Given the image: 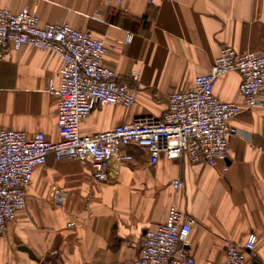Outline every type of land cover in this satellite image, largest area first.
<instances>
[{
    "label": "crops",
    "instance_id": "1",
    "mask_svg": "<svg viewBox=\"0 0 264 264\" xmlns=\"http://www.w3.org/2000/svg\"><path fill=\"white\" fill-rule=\"evenodd\" d=\"M0 5L13 12L33 9L42 23L67 22L106 42L104 63L134 86L136 101L96 107L81 122L84 136L138 116L161 117L168 96L208 73L224 45L239 53L264 52V0H0ZM60 68L56 53L29 46L0 61L1 129L60 140L58 100L49 89L50 80L60 85ZM240 83L238 72L226 73L214 94L244 107ZM231 124L237 135L227 161L216 166L165 155L150 164L147 150L130 144L125 150L133 160L119 169L111 162L110 178L101 182L90 163L49 154L34 168L26 207L0 236V264H135L141 236L165 222L173 206L195 219L186 245L194 264H222L229 242L244 244L253 234L252 264H264V95ZM175 178L181 188L172 184ZM58 190L65 193L64 207L54 203Z\"/></svg>",
    "mask_w": 264,
    "mask_h": 264
},
{
    "label": "built area",
    "instance_id": "2",
    "mask_svg": "<svg viewBox=\"0 0 264 264\" xmlns=\"http://www.w3.org/2000/svg\"><path fill=\"white\" fill-rule=\"evenodd\" d=\"M132 37L128 34L126 41ZM24 46L51 50L61 59L60 85L56 87L53 80L49 83L50 92L58 100L61 138L50 141L43 132L30 136L20 130L0 128V236L17 212L26 207L34 168L46 163L49 154L58 160L70 157L90 163L94 179L101 182L109 180L111 162L119 169L133 160L125 150L130 144L145 148L150 164L165 155L216 166L227 161L229 144L237 135L231 119L244 109L258 106L264 95V52L239 53L224 45L208 73L197 76L190 89L168 96V106L161 117L138 116L132 122L84 136L81 122L96 107L130 106L136 101L134 86L120 80L117 72L104 63L109 51L106 42L92 31L75 29L67 22L42 23L33 9L13 12L0 5V61ZM232 71L241 75L244 107L214 94L218 79ZM172 184L176 188L183 186L180 178L173 179ZM64 195L62 190L56 192V206L64 207ZM194 224L191 215L173 206L165 222L141 236L140 256L135 264H194L186 248ZM256 243L254 234L244 244L229 242L222 264H252Z\"/></svg>",
    "mask_w": 264,
    "mask_h": 264
},
{
    "label": "water",
    "instance_id": "3",
    "mask_svg": "<svg viewBox=\"0 0 264 264\" xmlns=\"http://www.w3.org/2000/svg\"><path fill=\"white\" fill-rule=\"evenodd\" d=\"M22 249L25 250V251H27L30 254V256H32L33 258H35L34 254L32 253V251L30 249H28L26 247H23Z\"/></svg>",
    "mask_w": 264,
    "mask_h": 264
}]
</instances>
